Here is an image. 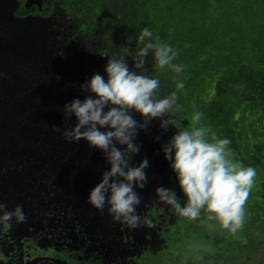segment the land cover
<instances>
[{
	"label": "flooded vegetation",
	"instance_id": "obj_1",
	"mask_svg": "<svg viewBox=\"0 0 264 264\" xmlns=\"http://www.w3.org/2000/svg\"><path fill=\"white\" fill-rule=\"evenodd\" d=\"M12 1L11 15L7 6ZM28 1L0 0V203L8 210L22 206L26 215L23 223H0V261L18 264V258L42 257L32 264H264V253L253 259L256 240L240 239L235 246L232 239L208 233L159 201L156 189L164 187L175 191L182 207L186 204L163 153L176 129L162 132L159 120L139 132L140 151L129 157L135 166L149 161L148 183L135 189L142 198L136 211L155 227L130 228L113 221L108 205L101 212L88 203L110 165L86 141H65L62 132L78 121L75 115L65 118L63 109L75 99H95L81 85L94 74H105L108 59L116 57L98 54L82 34V16L66 12L61 0ZM88 49L103 56L100 62L85 59ZM125 61L138 74L157 79L150 64L143 71L134 69L131 57ZM161 84L157 98L167 96ZM132 115L142 122L139 113Z\"/></svg>",
	"mask_w": 264,
	"mask_h": 264
},
{
	"label": "clouds",
	"instance_id": "obj_2",
	"mask_svg": "<svg viewBox=\"0 0 264 264\" xmlns=\"http://www.w3.org/2000/svg\"><path fill=\"white\" fill-rule=\"evenodd\" d=\"M138 44L143 47L134 55L128 52L134 60V69L147 71L145 58L151 50L160 69L170 66L177 74L183 72V65L173 63L178 51L161 43L148 28L142 30ZM105 71L107 80L94 74L81 85V90L94 94L95 99L91 95L83 101L75 99L63 109L65 118L75 115L78 121L62 132L65 141H86L90 147L101 150L110 165L102 181L90 192L88 203L101 212L108 205L113 221L130 228L155 227L150 218L142 220L136 211L142 198L135 189L142 190L147 185L145 170L149 161L144 159L135 166L129 157L140 151L136 143L139 132L156 119L160 121L162 132L169 126L177 130L163 145V153L187 199L182 207L174 190L159 187L156 189L159 201L174 207L179 216L192 220L198 219L205 210L209 221L216 220L222 229L237 233L243 227L244 206L254 184L255 169L243 167L231 158L230 141L218 138L210 127L200 125V112L193 114L190 126H182L181 120L175 117L179 111L177 92L157 98L160 81L130 69L125 57L109 58ZM184 87L182 81L177 82V91ZM132 112L139 113L142 122L137 121ZM53 131L59 132L60 128L53 126ZM117 145L124 146L123 150ZM25 220L22 206L8 210L7 205L0 203V223Z\"/></svg>",
	"mask_w": 264,
	"mask_h": 264
},
{
	"label": "trees",
	"instance_id": "obj_3",
	"mask_svg": "<svg viewBox=\"0 0 264 264\" xmlns=\"http://www.w3.org/2000/svg\"><path fill=\"white\" fill-rule=\"evenodd\" d=\"M61 2L66 12L82 16V34L93 41L98 54L104 51L116 58L123 54L127 58L128 52L134 55L143 47L138 38L144 28L178 51L173 63L184 66L178 77L188 89L178 97V106L191 92V112L202 114L200 125L210 127L218 138L228 139L231 158L254 168L258 175L251 201L244 206L243 227L250 225V229L244 237H234L228 230L224 236L235 246L240 239L249 238L263 244L264 0ZM145 59L155 76L154 52L150 50ZM159 79L166 81L161 89L170 95V88L164 85L173 81V75L161 74ZM188 112L192 118L189 107ZM183 126H188L187 118Z\"/></svg>",
	"mask_w": 264,
	"mask_h": 264
},
{
	"label": "rangeland",
	"instance_id": "obj_4",
	"mask_svg": "<svg viewBox=\"0 0 264 264\" xmlns=\"http://www.w3.org/2000/svg\"><path fill=\"white\" fill-rule=\"evenodd\" d=\"M177 20V19H176ZM67 45V44H66ZM68 45H70V44H68ZM71 46V45H70ZM88 53H89V55L85 58V59H87V58H89V63H90V59H91V61H92V63L93 64H96V62H100V60H97V59H99V57L101 58V56L102 55H97L96 54V52L95 51H93L92 49H88ZM103 57V56H102ZM71 64H74V59H71V61H69ZM73 67H76V65H72ZM93 68V67H92ZM156 74H155V78H157V79H159V77H161V74H162V76H163V74H172L173 75V81H170V83H169V85H164V87L165 88H170V93H172V92H174L175 90L177 91V89H176V84H177V82H180V81H182L183 83H184V85L186 84V82H184L180 77H178L179 75L177 74V75H174V74H176L174 71H172V69H171V67L170 66H166L165 68H163V69H160L158 66H156ZM105 71H103V73H104ZM104 75H106V73L105 74H103L102 76H104ZM178 77V78H177ZM172 78V77H171ZM105 80H107V78L105 79ZM160 81V80H159ZM163 82H166L165 80H163V79H161V82L160 83H163ZM162 85V84H161ZM171 89L173 90V91H171ZM185 90H187L188 91V89H187V86L185 85V87H184V89H182V90H180V92L179 91H177V97H181V96H183V92H185ZM161 91H162V89H161ZM165 95H167L166 94V92H164V91H162ZM168 93V92H167ZM168 96V95H167ZM187 101V103H188V106H187V104L185 103ZM188 107H189V109H190V112H191V109H192V100H191V92H188L187 93V97H185V99L181 102V104L179 105V111H177L176 113H175V117L176 118H178V119H180L181 120V124H182V126H183V122H184V120L187 118V120H188V126H190L191 125V117H189V112H188ZM191 115H193V112H191ZM257 185H258V175L256 174V177H255V180H254V184H253V186H252V189H251V191H250V194H249V197H248V199H247V201L248 202H250L251 201V196H252V191L254 190V188H256L257 187ZM179 191L182 193V196H183V198L185 199V201L187 202V199H186V197H185V195H184V193H183V191L181 190V188H180V186H179ZM246 201V202H247ZM245 206H246V204H245ZM207 216H208V213L205 211V210H202L201 211V214H200V217L198 218V219H195L194 220V223H200V226L201 227H203L208 233H210V234H216V235H222L223 237H225L224 235H225V229H222L221 227H220V225H219V222L218 221H216V220H211V221H209L208 219H207ZM246 223V222H245ZM244 222H243V224H244V226L246 225ZM250 225H248L247 227H242L240 230H238L237 231V233H235V234H233V236L234 237H244L246 234H247V232H248V230L250 229ZM195 228H196V225H195ZM195 235H196V233H195ZM198 235H196V236H194V239H195V241H199V236L197 237ZM226 238V237H225ZM227 239H230V238H226V240ZM253 239V238H252ZM227 242V241H226ZM263 244H264V242H263ZM243 246H245V243L243 244ZM257 246V252L255 253V255L253 256V259H257V260H260L262 257H263V253H264V245L263 246H261L260 244H257L256 245Z\"/></svg>",
	"mask_w": 264,
	"mask_h": 264
},
{
	"label": "water",
	"instance_id": "obj_5",
	"mask_svg": "<svg viewBox=\"0 0 264 264\" xmlns=\"http://www.w3.org/2000/svg\"><path fill=\"white\" fill-rule=\"evenodd\" d=\"M28 2L29 1L26 0V4H28ZM14 6H15V3L13 1H12V3L9 6H7V7H9L8 9H9V12H10L11 15L13 14ZM18 49H21V47H19ZM40 258H42V257H34V258L33 257L32 258L28 257V258H25V259L18 258L17 262H18V264H32L35 260L40 259ZM64 262L63 261H56L57 264H62ZM0 264H6V263L0 261Z\"/></svg>",
	"mask_w": 264,
	"mask_h": 264
}]
</instances>
